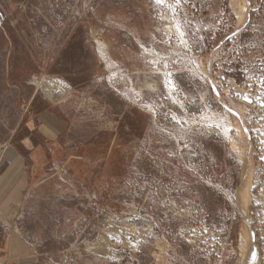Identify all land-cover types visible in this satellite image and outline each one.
Instances as JSON below:
<instances>
[{"label": "rangeland", "instance_id": "1", "mask_svg": "<svg viewBox=\"0 0 264 264\" xmlns=\"http://www.w3.org/2000/svg\"><path fill=\"white\" fill-rule=\"evenodd\" d=\"M31 5L69 92L32 84L78 119L27 199L34 264H264V0Z\"/></svg>", "mask_w": 264, "mask_h": 264}, {"label": "crops", "instance_id": "2", "mask_svg": "<svg viewBox=\"0 0 264 264\" xmlns=\"http://www.w3.org/2000/svg\"><path fill=\"white\" fill-rule=\"evenodd\" d=\"M31 3L0 0V264H34L39 257L25 241L24 209L78 121L71 102L50 103L32 84L55 60L47 57L45 38L53 27Z\"/></svg>", "mask_w": 264, "mask_h": 264}, {"label": "bare ground", "instance_id": "3", "mask_svg": "<svg viewBox=\"0 0 264 264\" xmlns=\"http://www.w3.org/2000/svg\"><path fill=\"white\" fill-rule=\"evenodd\" d=\"M164 2L166 1V0H163ZM172 3V2H171ZM167 4H169L168 3V1H167ZM173 5V4H172ZM238 5V4H237ZM243 10H244V7L243 6H240V10H239V12H236L237 13V17H238V20H240L241 19V17H242V15L244 14H242V12H243ZM241 22V21H240ZM99 43V42H98ZM99 46L100 45H102V44H98ZM99 48V47H98ZM103 48H104V46H103ZM99 50V49H98ZM101 51H102V48L100 49ZM99 50V52H101ZM104 50V49H103ZM103 52V51H102ZM100 54H104V53H100ZM166 79V78H165ZM168 80V82L165 80V84H166V87H168L167 88V90L168 91H171V90H173L174 89V83L170 80V79H167ZM43 81H44V79H42V82L41 83H39V87L40 88H42L43 89V91L45 92V94H47L49 97H52V96H54V94L56 93V92H59L60 90L58 89V87H61V89H62V91H64L65 90V88H66V91L67 92H69V87H67V85L65 84V83H63V82H59L58 80H53L54 82H52L51 80V82H48L49 80L48 79H45V85L43 84ZM36 84H37V82H36ZM44 86H43V85ZM164 84V85H165ZM147 87L146 88H150V89H153L154 87H155V84L153 85H150L149 86V84L148 85H146ZM170 93V92H169ZM58 96V95H57ZM57 99V98H56Z\"/></svg>", "mask_w": 264, "mask_h": 264}, {"label": "built area", "instance_id": "4", "mask_svg": "<svg viewBox=\"0 0 264 264\" xmlns=\"http://www.w3.org/2000/svg\"><path fill=\"white\" fill-rule=\"evenodd\" d=\"M34 80H36V82H37V85H38L39 83H41V82H42V79H41L40 77H37V78H35Z\"/></svg>", "mask_w": 264, "mask_h": 264}, {"label": "snow or ice", "instance_id": "5", "mask_svg": "<svg viewBox=\"0 0 264 264\" xmlns=\"http://www.w3.org/2000/svg\"><path fill=\"white\" fill-rule=\"evenodd\" d=\"M158 2H160V0H158Z\"/></svg>", "mask_w": 264, "mask_h": 264}]
</instances>
